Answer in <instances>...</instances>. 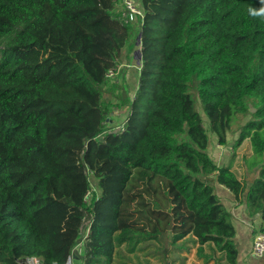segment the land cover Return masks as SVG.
<instances>
[{
	"label": "trees",
	"instance_id": "obj_1",
	"mask_svg": "<svg viewBox=\"0 0 264 264\" xmlns=\"http://www.w3.org/2000/svg\"><path fill=\"white\" fill-rule=\"evenodd\" d=\"M113 1L0 0V264H64L86 212L73 264H113L115 247L145 242L169 264L193 247L200 264H237L232 214L201 176L264 231V20L248 12L259 0H140L127 129L97 142L99 85L131 35L110 18ZM196 99L219 145L252 106L237 140L250 142L251 183L208 155ZM80 153L105 185L88 204Z\"/></svg>",
	"mask_w": 264,
	"mask_h": 264
},
{
	"label": "rangeland",
	"instance_id": "obj_2",
	"mask_svg": "<svg viewBox=\"0 0 264 264\" xmlns=\"http://www.w3.org/2000/svg\"><path fill=\"white\" fill-rule=\"evenodd\" d=\"M129 29L131 30L130 38L120 49L112 68L113 71L108 73L103 84L99 85L100 107L104 112V121L102 129L96 137L97 142L107 133H120L127 129V117L130 114V102L136 93L138 76L141 69L139 29H137L135 25H131ZM195 108L200 114L203 120V127L209 136L207 153L210 158L212 160L216 159L219 163L223 161L228 162L230 157L228 153H231V155L233 153V161L234 159L237 160L235 163V170L241 178L246 179L249 174H246V172L250 171L246 169L244 162H246L251 155V146L247 139L243 140L240 144L237 143V140L239 128L252 116V106L249 105L245 114H235L234 120L229 126L227 132V143L225 145H219L215 140V135L209 131L208 119L204 115L197 99L195 102ZM216 155H218V158H216ZM79 157L80 168L85 174L88 183L85 198L86 203L88 204L93 197L96 198L102 194V187L105 185L100 182L94 170L84 162L83 153H80ZM257 171L258 168L256 166L254 169V176L257 175ZM201 178L212 186L214 184L215 186L213 188L215 194L219 199L222 197L220 200L224 201V196H222V193L217 186L220 184L214 182V175L201 176ZM92 216L93 213L86 212L82 218L78 235L79 242L74 246L77 251L78 248H81V251L76 252L78 254H83L84 252V243L86 241V236L88 235ZM144 244H146V242L138 244L132 252H128L123 246L115 247L113 264H169L166 260V255L160 250L161 248L159 244L156 243L155 246L150 245L143 247ZM182 257H185L183 264H200V261L195 256L194 247L191 248L189 252L183 250V252L179 254V258L172 264H182Z\"/></svg>",
	"mask_w": 264,
	"mask_h": 264
},
{
	"label": "crops",
	"instance_id": "obj_3",
	"mask_svg": "<svg viewBox=\"0 0 264 264\" xmlns=\"http://www.w3.org/2000/svg\"><path fill=\"white\" fill-rule=\"evenodd\" d=\"M216 140V139H215ZM217 142V141H216ZM208 152V149H207ZM229 154V159L228 162H217L216 159L214 160V162L217 165H227L230 164L231 165V170L234 171L239 179H243L241 178L237 171L235 170V163L237 162V160L234 159V154L232 153H228ZM218 158V155H216ZM244 165L246 167V169L250 172H246V174H248L246 179H243L244 181L247 182V184L251 183L255 177L254 176V169L256 168V166H248L247 161L244 162ZM214 182L215 181V177H214ZM217 183V182H216ZM215 185L213 184V187ZM220 192L222 193V196H224V201L221 200V202L223 203V205L225 206V208L227 210L230 211V213L232 214V219H233V225L235 227L236 233L234 236V241L235 244L238 248V257H237V264H264V254L261 257H255L250 253V246H251V242L252 239L254 237V235L260 231V225H261V220L260 217L258 216H254V217H250L248 215L247 209L244 205V203L239 202V200H235L233 194L225 187H223V185H217ZM222 198V197H221ZM220 198V199H221Z\"/></svg>",
	"mask_w": 264,
	"mask_h": 264
},
{
	"label": "built area",
	"instance_id": "obj_4",
	"mask_svg": "<svg viewBox=\"0 0 264 264\" xmlns=\"http://www.w3.org/2000/svg\"><path fill=\"white\" fill-rule=\"evenodd\" d=\"M108 13L110 18L128 27L135 25L137 29H140L144 21V10L140 0H114L113 5L108 9ZM112 71L113 69H109L106 75ZM74 251H81V248H78L77 251L74 247L64 264H73L72 255ZM250 253L256 257H261L264 254V231H258L254 235L250 246ZM25 262L26 264H42L36 257L28 258Z\"/></svg>",
	"mask_w": 264,
	"mask_h": 264
},
{
	"label": "clouds",
	"instance_id": "obj_5",
	"mask_svg": "<svg viewBox=\"0 0 264 264\" xmlns=\"http://www.w3.org/2000/svg\"><path fill=\"white\" fill-rule=\"evenodd\" d=\"M260 7H249L248 12L249 15L253 18H260L264 20V0H259Z\"/></svg>",
	"mask_w": 264,
	"mask_h": 264
},
{
	"label": "water",
	"instance_id": "obj_6",
	"mask_svg": "<svg viewBox=\"0 0 264 264\" xmlns=\"http://www.w3.org/2000/svg\"><path fill=\"white\" fill-rule=\"evenodd\" d=\"M72 256H73V258L76 257V251L73 252V255H72ZM25 260H26V259H25ZM25 260H23V261H25Z\"/></svg>",
	"mask_w": 264,
	"mask_h": 264
}]
</instances>
